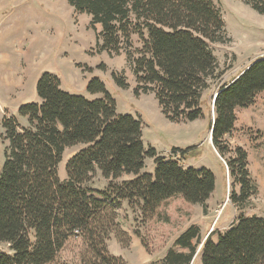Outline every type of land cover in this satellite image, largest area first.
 Returning a JSON list of instances; mask_svg holds the SVG:
<instances>
[{
    "label": "trees",
    "instance_id": "obj_1",
    "mask_svg": "<svg viewBox=\"0 0 264 264\" xmlns=\"http://www.w3.org/2000/svg\"><path fill=\"white\" fill-rule=\"evenodd\" d=\"M73 12L89 17L98 53H123L135 80L134 94H154L164 117L172 123L203 118L202 94L220 80L213 44L230 42L216 0H66ZM264 16V0H241ZM96 28L99 31H96ZM137 37L139 47L132 40ZM116 86L125 78L113 72ZM39 102L25 103L15 117L2 120L3 164L0 171V264H52L67 243L80 239L78 264H126L109 254L111 233L125 202L143 218L155 216L159 205L181 197L203 205L215 188L206 168H183L175 159L145 148L140 120L116 113V101L98 78L85 85L95 99L62 89L58 76L42 73L35 85ZM264 93V57L251 62L215 92L212 146L226 163L236 205L256 193L248 171L247 153L232 147L237 110L251 106ZM213 100V99H212ZM83 148L65 164L66 178L57 168L64 151ZM181 158L188 149H173ZM187 153V154H185ZM146 159L155 165L142 172ZM96 173L107 182L102 191L90 187ZM130 176V179H124ZM122 245L125 243L118 238ZM200 247V248H199ZM264 264V218L240 216L226 231L205 238L189 226L161 260L153 264Z\"/></svg>",
    "mask_w": 264,
    "mask_h": 264
},
{
    "label": "rangeland",
    "instance_id": "obj_2",
    "mask_svg": "<svg viewBox=\"0 0 264 264\" xmlns=\"http://www.w3.org/2000/svg\"><path fill=\"white\" fill-rule=\"evenodd\" d=\"M216 5L230 38L228 43L211 46L220 80L212 81L202 94L203 118L172 123L162 114L154 94H134V76L123 53L109 56L106 52L96 51V34L88 28L87 15L73 12L66 0H0V73L6 68L11 69L6 75L0 74V171L5 144L1 138L2 120L5 117L25 120L18 115V107H12L18 104L19 96L12 98L4 86V77L12 72V66L14 69L18 67L16 56L23 49L28 60L24 63L33 69L40 67L34 73L39 70L55 74L62 89L68 93L87 99L98 98L101 95L95 97L85 91L87 81L98 78L116 101V113L140 120L145 148L155 149L157 156L165 160H177L183 168H206L215 177L214 192L203 205L172 197L159 205L155 216L146 219L124 202L117 222L123 235L111 233L106 245L109 254L122 258L126 264H153L161 260L173 247L176 238L191 225L200 227L203 238L211 233V238L216 240L217 235L226 231L240 216L264 218V93L257 95L251 106L237 110V120L230 136L231 148L239 147L247 153L248 171L256 185V193L245 205H236L229 197L232 191H239L237 186L233 189L224 161L233 153L221 158L212 146L209 132L213 118L212 99L218 85L231 81L251 62L264 57V16L241 0H216ZM132 43L134 47L140 46L136 36ZM113 72L125 78V88L115 85L111 76ZM32 86L33 98L25 99L22 104L39 102L35 84ZM18 123L25 125L27 121ZM82 148L83 145L79 144L64 151L57 168L59 178H66L67 160ZM176 148H187L188 156L181 158L180 152L173 151ZM154 168L153 160L146 159L142 172L152 174ZM124 179H130V176ZM106 185L107 182L96 173L89 186L102 191ZM82 247L79 238L70 241L52 264H78ZM0 248L6 250V247ZM193 264H200L199 254Z\"/></svg>",
    "mask_w": 264,
    "mask_h": 264
},
{
    "label": "crops",
    "instance_id": "obj_3",
    "mask_svg": "<svg viewBox=\"0 0 264 264\" xmlns=\"http://www.w3.org/2000/svg\"><path fill=\"white\" fill-rule=\"evenodd\" d=\"M17 58L19 61V64L17 65L18 67L16 69H14V67L12 66V69H13L12 72L14 71L15 73L10 72L6 77H4V79H6V81L4 82V86L7 88V92L11 94L12 98H15L16 95L19 96L18 102H16L18 104L14 105L12 107H19L25 99L33 98L32 97V88H33L32 85H34V84L36 85L37 80L39 79L40 75L42 74L39 70L34 73L35 69L40 68L39 65L35 66V69H33V67L27 66V64L24 63V61L27 60V58H26V52L23 51V49L20 50L18 56H16V61H17ZM27 63H28V60H27ZM10 70L11 69L6 68V71L4 70L5 72L2 71L3 73H0V74L6 75V73ZM30 80L32 81L31 85H29ZM25 92H29V95H31V96L28 97L27 93L25 95ZM16 119L18 122L22 121V122L26 123L25 118H24L25 120H21L18 118H16ZM21 126H24V124ZM142 132H143V130H142Z\"/></svg>",
    "mask_w": 264,
    "mask_h": 264
},
{
    "label": "water",
    "instance_id": "obj_4",
    "mask_svg": "<svg viewBox=\"0 0 264 264\" xmlns=\"http://www.w3.org/2000/svg\"><path fill=\"white\" fill-rule=\"evenodd\" d=\"M217 94L214 95L213 97V100H212V107H213V104H214V99L216 97ZM212 126H213V118H212V122H211V129H212ZM211 133V132H210ZM211 137V136H210ZM211 139V138H210ZM200 248V247H199Z\"/></svg>",
    "mask_w": 264,
    "mask_h": 264
}]
</instances>
